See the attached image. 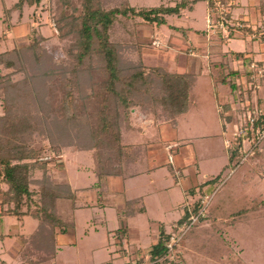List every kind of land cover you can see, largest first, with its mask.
<instances>
[{
	"label": "rangeland",
	"instance_id": "374dc122",
	"mask_svg": "<svg viewBox=\"0 0 264 264\" xmlns=\"http://www.w3.org/2000/svg\"><path fill=\"white\" fill-rule=\"evenodd\" d=\"M16 1L0 0V56L3 55L0 60L2 80L0 88L6 87L8 81L11 82L7 87V93L0 90V115L6 114L7 108L3 106L15 104L23 107V112L29 108L28 120L36 121L31 123H35L37 128L35 127L30 134L27 131L24 136L26 144L36 150V156L38 155L29 160L31 164L36 165L27 173L31 195L28 198L23 197L25 201L21 210L25 212L28 208L49 206L47 201H42L40 192V184L45 185L47 179L52 183L65 184L70 177L75 178L77 175L79 177L77 183L83 185L92 184L95 176L91 170L89 171L92 175L86 169L93 164L91 151L79 152L72 150L71 147L61 150L63 142L58 141L56 137L61 132L60 126L57 128L56 121H51L49 125L47 122L57 116L54 111L50 112V107L64 101V93L58 89L62 83L61 78L64 80L70 78L68 67L75 61V34L70 33L68 37L61 38L53 20L56 0H41L34 11L31 8L20 14L18 10H13L9 18L12 25L6 28L2 21L4 10L11 8ZM232 1L234 4L241 3L240 0ZM248 1H244L245 4ZM130 2L138 10L161 5L174 7L180 2L185 3L177 12L163 15L166 18L163 25H156L140 16H120L111 26L110 35L111 40L117 47L119 46L121 56L126 60L138 61L140 56L146 66H161L168 71L185 66L198 74L194 89L198 99L197 105L190 111V116L194 120L189 121V116L179 124L183 131H188L189 134V136L185 134L188 139H182L185 143L183 149L187 148L192 156L189 161L198 164L200 176L209 174L208 177L211 178L206 188L208 192L200 196L197 190L194 195L188 193L183 195L177 184V180L181 179L184 173V167L177 162L179 148L176 149V142L171 143V149H168L170 144L164 147L158 132L155 131L154 135L149 136L150 163L154 166L151 176L154 178V184H147L150 176L146 174L138 177L139 179L129 178L125 182V190L130 197L136 195L143 197L146 213L120 222L116 207L119 208L126 193L114 194L112 197L116 205L114 208L101 209L103 206H99V203L93 205L90 203L89 206L87 204L86 207L78 208L76 231L72 230L66 235L67 239L74 241L75 244L63 243L59 246L57 264H93L98 261L101 264H123V259L109 261L110 258H115L111 252L117 246L108 248L111 249L109 252L107 248L101 246L113 240L110 233L114 232V228H124L126 224L139 229L138 239L134 241L136 245H148L155 236L157 239H164L171 234L176 238L179 236L178 240L174 238L165 241V244L169 242L174 244L173 250L166 251L164 258L156 259L157 264H264V43L260 41L264 34V25L252 23L249 17L244 16H236L234 17L236 19H233L230 17L229 8L227 24L229 28L241 24V32L223 38L227 42H222L220 34L223 35L222 29L227 27H221L217 23L216 0L212 1V4L209 0H198L195 3L193 0H130ZM250 2L252 3L248 2L249 5L254 6L257 0ZM73 4L78 7V0H73ZM191 5L192 10L189 9ZM107 7L108 5L105 8ZM210 8H214L211 13ZM244 27L249 30L244 32ZM238 36H242L244 40ZM34 39H39V47L38 51L32 54L28 46L34 45ZM245 42L251 43L252 47L250 50H244L243 60L240 59L241 62L236 63L239 76L231 77L230 80L235 87L229 83L227 84L229 86L215 85L206 66L215 67L216 70V54L223 52L220 48L242 51ZM36 55L39 62L35 59ZM221 60L231 63L230 58L222 57ZM97 63L94 58L90 62L86 60L84 66ZM47 65L59 66L58 69L63 70L46 79L40 72L46 69ZM30 75H34L33 78H30ZM27 76L28 82H25ZM6 77L9 80H6ZM5 81L6 85L3 84ZM15 82H18L16 88L13 85ZM72 82L86 86V91L90 86L86 72L78 73ZM30 86L36 88V94L42 104L36 100L25 99L24 95ZM19 87L24 94L22 96L17 91ZM156 90L162 92L160 86H157ZM219 103L218 110L226 118L225 125L220 121L221 116L217 110ZM226 104L227 108L224 107ZM130 116L132 124L144 129L152 121V123L157 121L152 113L145 114L136 109L132 110ZM163 116V119H166L165 115ZM183 123L187 125V131ZM204 123L213 125L207 129L203 126ZM251 123H254L253 128ZM215 125L216 130L213 131ZM42 127L44 132L40 131ZM148 129L147 127L145 132ZM70 131L74 133L73 129ZM237 146V155L232 162H228L229 152ZM170 153L171 161L168 159ZM40 163H43V166L39 165ZM87 171L89 175L86 174ZM118 178L112 184L121 180ZM120 184L118 186H121ZM185 184L189 186L188 183ZM116 187L115 184L112 188ZM97 189L100 197H107L104 190ZM88 190L87 194L95 201L94 192ZM196 201L200 202L199 210L202 211L200 219L189 224L190 215L198 213H193ZM69 205L67 200L54 203L57 213L66 215L67 220ZM97 205L100 208L97 209ZM103 210L106 212L102 213ZM97 211H100V215L96 213ZM1 220L4 221L3 217ZM27 220H31L32 223L28 224ZM27 220L26 228L29 230L31 224L36 223V219ZM97 246L100 248H95ZM149 250H144L146 253L141 259V264H155L150 259ZM115 260L117 261L114 262Z\"/></svg>",
	"mask_w": 264,
	"mask_h": 264
},
{
	"label": "trees",
	"instance_id": "16d2710c",
	"mask_svg": "<svg viewBox=\"0 0 264 264\" xmlns=\"http://www.w3.org/2000/svg\"><path fill=\"white\" fill-rule=\"evenodd\" d=\"M193 1L195 3L198 0ZM209 1L212 4L214 0ZM40 2L41 0H17L11 8H6L5 17L3 15L2 19L6 28L10 27L9 18L13 10H18L20 14L24 7L33 8L34 11ZM78 2L77 7L73 0H56L53 7V20L61 38L68 37L70 33L75 34L76 53L75 61L68 67L70 78L64 80L60 77L62 83L58 90L63 91L64 101L50 107V112L54 111L57 116L47 122L48 125L51 121L58 122L57 128L60 126L61 132L56 137L58 141L63 142L61 150L71 147L74 151H91L97 187L103 189L107 177L122 174L124 169L122 166L146 154L147 145L135 144L130 140V135L139 129L131 122L132 110H140L145 114L152 113L156 119L165 115L166 119L174 120L175 116L184 113L194 104L196 74L171 72L161 66H146L140 56L138 61L126 60L121 56L119 46L117 47L111 40L110 35L111 26L120 16H140L156 25H163L166 23L163 15L177 12L185 3L180 2L174 7L161 5L138 10L130 0H78ZM111 4L112 6H109ZM189 9L192 10L193 5L189 6ZM261 40L264 43V35ZM33 44L28 46V49L35 54L38 51L39 39H34ZM69 49L71 51V47ZM232 55L237 59L244 57L242 52H232ZM94 58L98 61L96 65L84 66L86 60L90 62ZM35 59L39 62L37 55ZM58 68L59 66L47 65L46 69L40 72L41 76L47 79L50 75L59 74L63 68ZM81 72H86L87 79L90 80L87 91L86 86L72 82ZM218 75L220 78L218 81L226 83L227 75L222 71ZM32 76L34 75H30V78ZM27 78L28 76L25 77V82H28ZM5 79L9 80L8 77ZM17 83L13 84L15 88ZM227 83L235 87L230 80ZM3 84L6 85V81ZM8 85H11L10 81L0 90L7 93ZM157 86H160L162 92L156 90ZM29 88L25 95L21 87L17 91L21 96L24 95L25 99L36 100L42 104L36 94V88L33 86ZM3 108L7 109L6 114L0 115V181L5 183L7 188L5 190L0 188L2 212L19 216L29 214L37 218L38 226L29 242L38 244L41 250L51 253L53 246L49 248L47 243L54 240L57 232L65 233L74 225L72 220L64 219L57 213L54 203L60 200L68 201L74 198V194L67 183H52L46 178V184H40V192L42 201H47L49 206L28 208L25 212L21 210L25 201L23 197L28 198L31 195L27 173L31 172L36 164H31L30 161L38 156L37 151L26 144L24 136L27 131L30 134L34 130L35 123L31 122L36 121L28 120L29 108L24 112L23 107L15 104ZM43 129L42 127L40 131L44 132ZM70 129H73L74 133ZM237 151L238 146L231 149L229 162L233 161ZM39 165L43 166V163ZM132 203L129 202L128 214L135 211ZM199 208L200 202L196 201L193 213H197ZM139 209H143V205L139 206ZM187 211L186 209V213ZM199 219L200 216L196 221ZM168 237L159 239L151 246L149 250L151 260L165 256L167 251L165 241ZM222 251L226 252L224 249ZM135 261L140 263L142 260ZM154 263L157 264V261Z\"/></svg>",
	"mask_w": 264,
	"mask_h": 264
},
{
	"label": "crops",
	"instance_id": "0c3cea01",
	"mask_svg": "<svg viewBox=\"0 0 264 264\" xmlns=\"http://www.w3.org/2000/svg\"><path fill=\"white\" fill-rule=\"evenodd\" d=\"M232 1V0H231ZM239 1V0H238ZM241 3L239 4H234L232 1V4L229 6V10H230V17L233 19H236L234 17L239 16V17H249L251 22L253 23H258L259 25L263 24L264 25V0H257V4L255 3L254 6H251L253 4L250 2L251 0H249L246 4L244 1L247 0H240ZM25 10H29L27 7H24L23 11ZM228 10V13H229ZM253 11V12H252ZM256 12V14H255ZM23 13V12H22ZM234 15V16H233ZM247 19V18H245ZM263 19V20H262ZM253 20V21H252ZM10 22V20H9ZM247 24V23H245ZM4 25V24H3ZM12 25V23L10 22V26ZM249 30V28H248ZM246 27L243 28L244 32L248 31ZM193 33V32H192ZM190 37H193L191 34H188ZM239 35V34H238ZM264 35V34H263ZM231 37V36H230ZM220 38L221 34H220ZM238 38H242V36H238ZM243 39V38H242ZM230 40V39H229ZM232 40V38H231ZM244 40V39H243ZM260 41L263 43V41L260 39ZM222 42H227V40L225 41V39L222 38ZM192 43H194V41H192ZM197 43V40H196ZM246 43V44H245ZM244 43V48L242 51H235V50H222L220 48L222 52L221 53H217L216 54V70L215 67L210 68V66H206L208 73L210 74V77L212 79V81L214 82L215 85L218 84H223V85H227V81L231 80V77L235 78L238 77L239 74L237 71H239L238 69H236V63L241 62L240 59L235 58L232 55V52H242L244 50H250V48L252 47V44H248V42ZM195 45V44H194ZM264 50V49H263ZM221 57V58H220ZM223 58H230L231 63H229L228 61H222L221 59ZM243 60V59H242ZM235 64L233 66L234 69H232V65ZM192 72V69H189L185 66H182L181 69H174V71L171 72ZM222 71L224 73V75H227L226 77V83H222L219 82L218 80L219 78V72ZM196 74V84H197V80H198V74ZM195 84V86H196ZM194 86V89H195ZM229 86V85H227ZM195 94V93H194ZM197 96L195 94V99H194V104L192 106H190L188 108L187 111H185L184 113H182L181 115H177L175 116L174 120H170V119H157V121H154V123L151 122V124L146 125L145 129L148 127L149 129L145 132V129L143 130L141 127H139V129L136 130L135 134L130 135V139H133L132 143L135 144H142V145H147V150H146V154L140 156V158L136 159V161H133L132 163H128L127 165L122 166L124 169L122 171V174L118 175V176H109L106 178V184L105 186H103L102 188L97 187V177L93 171V167H94V162L93 164H91L90 168L86 167V169L91 170L92 173L95 176V180L92 184H79L77 183L79 178L77 175L75 176V178L70 177L65 183H67L70 186L71 192H73L74 194V198L68 200L69 201V215H68V219L69 221L72 220L74 225L73 227H70L66 230L65 233H60L57 232L54 240L50 241L49 243H47V247L51 248L53 246V250L51 253H47L45 250H41L38 244H33L29 242V238L33 235V233L36 231L37 226H38V219L32 217L31 215H26V214H22L21 216L19 215H14V214H10V213H3L2 212V206H1V199H0V264H57L56 262V255H57V249L59 248L60 245L67 244V245H73L75 244L74 241L67 239L66 235L68 234V232L70 231H76V226H77V215L76 213L78 212L77 210H79L78 208H83L86 207L87 204L88 206L93 205V204H98L99 206H103L102 208H108V207H116V205L114 204V200L112 199V197H114V194H123L126 193L127 191L125 190V182L132 177H140L143 174H146L148 176H150L148 178V183L150 184H154L153 182V177L152 175V170L154 168V166L150 163L151 160V156H150V152H149V136L154 135V132H158V135L160 137L161 142L164 143V147L166 146V144H171L176 142V149L179 148L178 150V154H177V162L178 164H180L181 166L184 167V173L181 177V179L177 180V184L180 187L181 191L183 192V195H185L186 193L188 194H196L197 190L201 195H204V193L208 192V190L206 189L208 186V182L211 178L208 177L209 174H205V176H200V167L198 166V164H193L191 161V154L188 152L187 148L183 149L182 146H185V143L183 142V138L184 139H188L187 137L189 136L188 131L186 130L187 125H185V123H183V127L184 129L187 131H183V128L180 127V121H182L183 119H185L186 117H189L191 115V109L194 108L197 105ZM225 103H229V102H225ZM220 103L217 105V110L219 108ZM225 108H227V104L224 106ZM219 111V110H218ZM190 112V113H189ZM220 114V121L223 125H225V120L226 118L223 117L222 113L219 111ZM189 120V119H187ZM194 120L193 117L190 116V120ZM205 122V121H204ZM213 124L211 123H204L203 126H205L207 129L209 127H211ZM224 127V126H223ZM213 131L216 130V125L213 127ZM212 132V131H211ZM185 134H188V136H185ZM189 145V144H188ZM166 150V149H165ZM82 152V151H79ZM196 160V159H195ZM227 160L229 162V155L227 156ZM89 165V164H88ZM90 171H89V173ZM92 173H90V175H92ZM180 175V174H179ZM178 175V176H179ZM119 177L118 180L115 184L117 185L116 188H112L114 187L115 184H112V182H114L115 180H117L116 178ZM139 179V178H138ZM201 179V180H200ZM88 180V178L86 179ZM181 180V182H180ZM130 181V180H129ZM121 182V184H120ZM91 183V180H90ZM185 183H188L189 186ZM118 184H120L121 186H118ZM0 188L5 190L7 188V185L3 182L0 181ZM102 189L105 191L104 195L107 194L106 198L100 197L98 195V190ZM91 190L92 192H94V196L96 197L95 201L94 199L91 198V196L89 194H87L86 190ZM161 189V188H160ZM88 190V191H89ZM207 195V194H205ZM126 197H123V202L121 203V205H119V208L116 207V210L119 214V221H125L127 218L133 217V216H137L139 214H143L146 213V204L144 203L143 197L142 196H134V197H130V195H128L127 193L125 194ZM201 199V198H199ZM78 201H81L78 202ZM92 201V202H91ZM129 202H133L131 205L134 206V212L132 214H128L127 211L129 210ZM143 205V209H139V206ZM6 207V206H5ZM100 208L97 205V209ZM106 211L103 210L102 213H105ZM98 215H100V211L96 212ZM60 214V213H59ZM61 217H63L64 215H62V213L60 214ZM3 217L4 221L1 220V218ZM28 218H33L36 219V223L33 222V225L31 224V227L29 230H27L26 227L27 226V221L28 224L32 223L31 220H27ZM64 219L66 218V215L63 217ZM27 220V221H26ZM100 223V222H99ZM97 228V227H96ZM117 228V227H116ZM114 228L113 229V233H110L113 237V240H109L108 244H104L103 246H101V248L106 249L107 251H111L112 247L117 246V248L115 250H113L111 253L115 255V258H110L109 261H112L113 259H123L124 262L123 264H141L142 261H140V263L136 262V259H143L145 256L144 254L146 252H144V250L146 249H150L151 246L153 244H155L157 241L159 240L157 239V236H155L153 238V240L151 242L147 244H137L134 242L135 239H138V234L139 233V229L135 228V226H129L128 224H126L124 226V228L119 227L118 229ZM66 237V238H65ZM71 247V246H69ZM111 249H108L110 248ZM147 247V248H146ZM97 249H99L100 247H95ZM94 249V250H97ZM111 254V255H112ZM47 256V258H46ZM117 260H115L114 262H116ZM107 263V262H106ZM93 264H101L100 261H98L97 263L94 262Z\"/></svg>",
	"mask_w": 264,
	"mask_h": 264
},
{
	"label": "built area",
	"instance_id": "2783aa9c",
	"mask_svg": "<svg viewBox=\"0 0 264 264\" xmlns=\"http://www.w3.org/2000/svg\"><path fill=\"white\" fill-rule=\"evenodd\" d=\"M231 3H232V1L231 0H216V12L218 13L217 14V16H218V18H217V23L221 26V27H223V26H226L227 27V29H225V28H223L222 30L224 31H222L224 34L223 35H221V37L222 38H225V37H232L233 35H237V33L238 32H241L240 30V27H241V24H238V25H232V28H229V24H227V15H228V9H229V6L231 5ZM214 10V8H210V13L212 12ZM218 25V26H219ZM219 26V27H220ZM252 124V128H253V125H254V123H251ZM245 134H247V133H245ZM248 137V136H247ZM171 147H172V144H170V145H168V149H171ZM170 161L172 160V154L170 153L169 154V158H168ZM200 211L201 210H199L198 211V213L196 214V215H190V217H189V219H191L190 220V223L189 224H191L192 222H194V221H196L197 219H198V217H199V215L201 214L200 213ZM202 212V211H201ZM184 224H186V223H184ZM174 238L176 239V240H178L179 239V236L176 238V237H174V235L173 234H171L169 237H168V241L169 240H174ZM165 246H166V248H167V251H172L173 250V246H174V244L173 243H171L170 244V242L168 243V244H165ZM157 259H159V258H157ZM157 260L155 259L153 262H156ZM152 262V261H151Z\"/></svg>",
	"mask_w": 264,
	"mask_h": 264
}]
</instances>
